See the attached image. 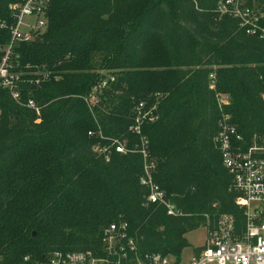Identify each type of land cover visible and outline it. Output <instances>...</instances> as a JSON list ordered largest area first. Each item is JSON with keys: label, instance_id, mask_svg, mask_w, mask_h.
<instances>
[{"label": "trees", "instance_id": "obj_1", "mask_svg": "<svg viewBox=\"0 0 264 264\" xmlns=\"http://www.w3.org/2000/svg\"><path fill=\"white\" fill-rule=\"evenodd\" d=\"M224 1L51 0L46 29L13 49L21 73H50L39 86L21 84L22 101L33 99L39 117L0 89V264H48L54 252L101 255L104 229L119 222L140 253L178 261L205 215L242 225L214 138L229 115L240 147L261 144L264 40L220 14ZM23 2L0 0L2 47L15 21L9 6ZM242 6L264 24V0ZM105 79L94 104L89 96ZM139 103L155 118L141 127L153 180L179 216L146 206L139 154L112 151L106 161L93 149L106 143L101 134L128 150L138 144L129 128Z\"/></svg>", "mask_w": 264, "mask_h": 264}, {"label": "built area", "instance_id": "obj_2", "mask_svg": "<svg viewBox=\"0 0 264 264\" xmlns=\"http://www.w3.org/2000/svg\"><path fill=\"white\" fill-rule=\"evenodd\" d=\"M51 0H24L21 4L9 6L15 19L10 28V42L0 46V89L8 92L10 99L19 106L28 108L38 114L36 102L26 98L23 102L21 84L39 86L49 79L50 73L43 68L26 66L28 71H19V61L13 49L21 43L34 41L47 27V12ZM243 0H225L219 5L218 12L231 16L239 21L247 35L264 40V24H260L261 16L253 10L242 6ZM31 69V70H30ZM109 82L114 78L110 77ZM108 80H101L89 96L94 104L98 103L97 94L104 89ZM213 88V85L211 86ZM227 96L220 97V103L227 105ZM153 109H146L144 103L135 108L134 125L129 131L139 137V143L127 149L126 142L118 139H100L106 142L93 149L108 161L112 151L118 154L137 153L143 159V175L140 185L148 194L146 206L157 204L163 206L169 216L180 213L166 199L153 180L155 163L148 151V140L142 135V124L155 120ZM91 135V134H89ZM220 153L223 167L232 176V187L239 195V209L244 222L237 225L231 215L220 214L210 217L205 215L206 231L204 245L196 250L188 264H264V138L261 144L253 143L247 149L239 146L241 136L230 123V116L223 115L218 122V132L214 138ZM101 255L91 252H54L48 264H182L170 256L155 253H140L135 240L128 234L126 223L119 222L106 227L101 236Z\"/></svg>", "mask_w": 264, "mask_h": 264}, {"label": "rangeland", "instance_id": "obj_3", "mask_svg": "<svg viewBox=\"0 0 264 264\" xmlns=\"http://www.w3.org/2000/svg\"><path fill=\"white\" fill-rule=\"evenodd\" d=\"M34 113L37 117H39L40 111L38 112V114L36 112ZM39 121L40 120L37 119L35 122ZM205 236L206 231L203 227H199L198 229L186 235L187 247L183 250L181 254L182 264H188L194 252L204 245Z\"/></svg>", "mask_w": 264, "mask_h": 264}, {"label": "water", "instance_id": "obj_4", "mask_svg": "<svg viewBox=\"0 0 264 264\" xmlns=\"http://www.w3.org/2000/svg\"><path fill=\"white\" fill-rule=\"evenodd\" d=\"M36 237V234L33 232L31 235V238L34 239Z\"/></svg>", "mask_w": 264, "mask_h": 264}]
</instances>
